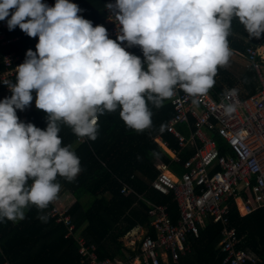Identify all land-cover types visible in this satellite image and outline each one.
Returning <instances> with one entry per match:
<instances>
[{"label":"clouds","instance_id":"clouds-1","mask_svg":"<svg viewBox=\"0 0 264 264\" xmlns=\"http://www.w3.org/2000/svg\"><path fill=\"white\" fill-rule=\"evenodd\" d=\"M106 7L122 26L117 40L139 45L147 70L71 0H0L10 31L19 26L39 38L16 67V82L3 81L12 95L0 100V221L23 220L29 205L42 211L59 193L57 175L71 182L81 171L71 146L61 147L58 122L95 140L98 113L119 107L125 124L141 131L151 124L146 100L159 108L176 86L196 97L215 84L231 55L233 17L249 38L264 33V0H115ZM33 90L36 108L47 113L45 130L16 114L30 106Z\"/></svg>","mask_w":264,"mask_h":264},{"label":"trees","instance_id":"trees-1","mask_svg":"<svg viewBox=\"0 0 264 264\" xmlns=\"http://www.w3.org/2000/svg\"><path fill=\"white\" fill-rule=\"evenodd\" d=\"M110 1L71 0L82 9L78 15L90 20L94 27L96 25L105 27L106 5ZM53 2L55 5L56 0ZM8 35H17L18 38L9 45H3L0 41V73L6 68L3 61L5 52L15 51L19 60L24 62L28 49L36 51L39 39L38 36H28L19 26L11 31L8 28ZM240 35L249 37L244 25L237 17H233L227 37L228 46L246 51L249 45L262 42L264 37L262 33L259 38L251 37L255 39L254 42L247 43L239 37ZM109 38L117 40L115 37ZM131 48L137 52L141 60L145 61L139 45H133ZM143 67L147 70L146 62ZM11 81L16 82V74ZM241 82L246 91L243 95L257 91L259 82L253 67L247 65L241 76ZM211 89L216 95L225 92L216 83ZM0 92H5L0 95V100L12 95L11 91L7 92L6 85L1 79ZM32 96L30 106L23 111L16 110L17 117L26 124L32 123L45 130L48 123L47 113L36 108L35 90L32 91ZM146 103L151 112V124L141 131L125 124L120 117L119 107L111 113L107 111L103 115L98 113L95 140L88 137L79 140L71 126L62 121L58 122L59 136L62 139L61 147L71 146L70 150L79 157L81 171L71 182L57 175L54 183L60 185V190H68L75 196V201L67 210L74 222L73 232L74 234L79 232L87 246L95 245L94 250L99 258L127 257L124 255L126 246L121 238L138 225L149 228L150 232L155 234L150 226L149 210L152 202L168 204L174 221H177L179 216V207L173 194H163L150 184L158 173L154 166L157 158L166 161L176 172L183 171L182 165L172 160L156 138L160 136L169 147L178 146L174 135L166 130L169 120L175 114L172 97L165 99L163 106L159 108L147 100ZM184 156L187 157L188 154L185 153ZM125 184L130 191H122ZM54 207L53 201L42 211L35 205H29L24 210L23 220L0 221V264H91L81 253L80 242L75 235L68 234V226L63 221L57 220V214H53ZM38 215H46L47 222L38 219ZM229 220L236 227L238 235L243 238L241 246L253 250L261 257V261L256 264H264V207L241 215L234 202ZM222 228L221 222L210 220L200 229L198 235L190 234V250L181 256L177 264H224L225 252L218 246ZM40 240H42L41 244L34 250ZM127 250L131 256L138 251L131 247Z\"/></svg>","mask_w":264,"mask_h":264},{"label":"built area","instance_id":"built-area-1","mask_svg":"<svg viewBox=\"0 0 264 264\" xmlns=\"http://www.w3.org/2000/svg\"><path fill=\"white\" fill-rule=\"evenodd\" d=\"M42 3L54 6L51 0H42ZM109 3L115 4V0ZM106 10L108 36L117 38L122 26L115 21L114 10L107 7ZM15 39L8 35L7 19L0 20L1 43L9 45ZM117 42L138 57L126 41ZM263 44L264 41H259L244 51L247 65L253 67L258 76L255 93L243 95L236 86H230L221 95L209 88L206 94L193 97L179 86L174 89L175 114L166 130L174 135L178 146L169 147L161 137L156 138L172 160L182 165L183 171L178 173L166 161L157 158L154 166L158 173L150 184L163 194H173L179 216L174 221L168 204L152 202L150 226L155 234L145 227L139 233L132 230L127 233L128 245L138 249L134 256L99 258L95 245L87 246L81 236L74 234V222L67 210L59 212L57 206L52 209L53 214L58 215L57 220L68 226V234L78 239L81 253L91 264H177L190 250V234L198 235L210 220L223 224L218 246L225 252L224 264L261 261L256 252L241 246L243 238L230 223L229 214L234 202L241 215L264 207V52L260 50ZM3 61L6 68L1 80L12 82L16 67L21 64L19 56L8 50ZM141 62L144 66L145 61ZM178 124L183 125V130ZM84 138L78 137L79 140ZM122 191L128 192L130 188L125 184Z\"/></svg>","mask_w":264,"mask_h":264},{"label":"rangeland","instance_id":"rangeland-1","mask_svg":"<svg viewBox=\"0 0 264 264\" xmlns=\"http://www.w3.org/2000/svg\"><path fill=\"white\" fill-rule=\"evenodd\" d=\"M239 37L243 38L247 43H252L255 40L253 38H249L244 35H240ZM228 47L230 49L231 55L229 57L227 65L217 67V72L214 77L215 83L219 85L223 91H225L230 86H236L242 94H245L246 91L242 85L241 76L245 71V69H247V63H248L247 58H245L244 51L241 48L234 46H228ZM231 81H233V83ZM256 81H257V77H256ZM177 127L183 130L182 124H178ZM72 200H73L72 196L68 197L62 190H60L59 193L57 194V197L53 200V203L55 204V206H57V210L61 212L68 210L69 205L72 204ZM76 234H79V232H76ZM124 237L125 236L122 237L124 246H126L124 249V253H125L124 255L127 256L128 253L127 249L130 246L128 244H127L128 246L125 245ZM128 240L126 242H128Z\"/></svg>","mask_w":264,"mask_h":264},{"label":"crops","instance_id":"crops-1","mask_svg":"<svg viewBox=\"0 0 264 264\" xmlns=\"http://www.w3.org/2000/svg\"><path fill=\"white\" fill-rule=\"evenodd\" d=\"M53 2V0H51ZM54 3V2H53ZM107 27V22L105 23V28ZM16 39L18 38V36H14ZM264 41V37H263V40L262 42ZM264 45V44H263ZM263 45L261 46L262 48L260 49L261 51L264 52V49H263ZM20 61V60H19ZM20 63H23L20 61ZM3 72V71H2ZM1 72V73H2ZM1 73H0V79H1ZM6 90L7 92H10L11 90L9 89V87L6 86ZM5 92H0V95L1 94H4ZM158 138L160 139V136H158ZM162 141V140H161ZM163 142V141H162ZM68 197L72 196L73 200H72V203L75 201V196L72 194V193H69L68 190H62ZM64 200V199H63ZM71 205V204H70ZM69 205V206H70ZM143 226L142 225H138L136 227H134L133 229H131L130 231L133 233V232H140L142 230ZM83 229V228H82ZM81 231V230H80ZM77 236H81V234H76ZM122 239V238H121ZM129 239V235L126 234L125 237H124V240H125V245L128 244V242H126L127 240ZM42 240L38 241L37 245L35 246L34 250L41 244ZM124 243V242H123ZM128 246V245H127ZM80 247H81V244H80ZM132 248V247H131ZM130 256L129 253H127V257Z\"/></svg>","mask_w":264,"mask_h":264},{"label":"bare ground","instance_id":"bare-ground-1","mask_svg":"<svg viewBox=\"0 0 264 264\" xmlns=\"http://www.w3.org/2000/svg\"><path fill=\"white\" fill-rule=\"evenodd\" d=\"M262 48V47H261ZM263 49H264V45H263Z\"/></svg>","mask_w":264,"mask_h":264}]
</instances>
